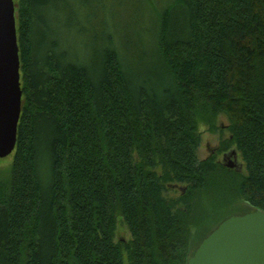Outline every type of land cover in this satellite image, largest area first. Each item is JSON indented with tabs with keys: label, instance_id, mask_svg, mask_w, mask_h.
Segmentation results:
<instances>
[{
	"label": "trees",
	"instance_id": "1",
	"mask_svg": "<svg viewBox=\"0 0 264 264\" xmlns=\"http://www.w3.org/2000/svg\"><path fill=\"white\" fill-rule=\"evenodd\" d=\"M92 2L107 0H14L22 98L0 264H187L224 220L264 212V0H152L140 35L62 42L59 9L85 36ZM220 114L218 151L244 173L196 156Z\"/></svg>",
	"mask_w": 264,
	"mask_h": 264
},
{
	"label": "water",
	"instance_id": "2",
	"mask_svg": "<svg viewBox=\"0 0 264 264\" xmlns=\"http://www.w3.org/2000/svg\"><path fill=\"white\" fill-rule=\"evenodd\" d=\"M16 31L14 0H0V159L14 151L21 111ZM226 168L235 169V165L230 161ZM187 264H264V212L224 220L200 243Z\"/></svg>",
	"mask_w": 264,
	"mask_h": 264
},
{
	"label": "rangeland",
	"instance_id": "3",
	"mask_svg": "<svg viewBox=\"0 0 264 264\" xmlns=\"http://www.w3.org/2000/svg\"><path fill=\"white\" fill-rule=\"evenodd\" d=\"M160 1L157 5H162L164 0ZM152 0H107L105 7L99 6L98 12L94 6L93 2L89 6L88 10L85 12L89 15V19L86 20L85 28L87 33L85 36H81L75 30V18L59 9L58 15L55 17L54 21L50 22L51 26L56 30L61 32L60 39L63 42L67 40L69 43H75L85 37H98L103 35L104 28L106 27V33L112 30L115 33L125 32L129 34L140 35V28L151 24V6ZM71 6L75 7V4ZM163 6V5H162ZM109 10L106 13H102L103 10ZM132 32V33H131ZM93 34H98L93 36ZM229 122L225 115L220 114L216 118V130L211 131L206 126L199 127L200 133V144L196 151V156L198 160H204L209 156L213 155L221 164H224L223 158L230 152L234 151L236 159L230 158V161L235 165V171L244 173V165L242 163L239 153L234 148H229L226 152H220L219 144L229 137V132L227 129ZM12 160V155L6 158L0 159V180L8 177L10 164ZM170 188L166 193L167 197L176 198L179 196L180 187ZM130 240L129 231L119 215H116V226L114 231V241L115 242H127ZM124 263L126 260L124 258Z\"/></svg>",
	"mask_w": 264,
	"mask_h": 264
},
{
	"label": "flooded vegetation",
	"instance_id": "4",
	"mask_svg": "<svg viewBox=\"0 0 264 264\" xmlns=\"http://www.w3.org/2000/svg\"><path fill=\"white\" fill-rule=\"evenodd\" d=\"M233 152V151H232ZM232 152H230L228 155H225L224 156V158H223V162H224V166L226 167V165L227 164H229L230 163V158H232V159H236V155H231V153ZM236 170V169H235Z\"/></svg>",
	"mask_w": 264,
	"mask_h": 264
}]
</instances>
